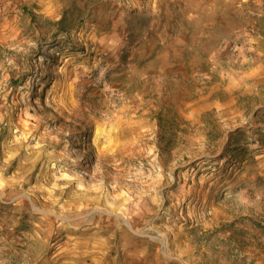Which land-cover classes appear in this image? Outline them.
I'll list each match as a JSON object with an SVG mask.
<instances>
[{"label":"rangeland","instance_id":"obj_1","mask_svg":"<svg viewBox=\"0 0 264 264\" xmlns=\"http://www.w3.org/2000/svg\"><path fill=\"white\" fill-rule=\"evenodd\" d=\"M0 264H264V0H0Z\"/></svg>","mask_w":264,"mask_h":264},{"label":"crops","instance_id":"obj_2","mask_svg":"<svg viewBox=\"0 0 264 264\" xmlns=\"http://www.w3.org/2000/svg\"><path fill=\"white\" fill-rule=\"evenodd\" d=\"M148 1L150 2V1H153V0H148ZM238 1H241V0H238Z\"/></svg>","mask_w":264,"mask_h":264}]
</instances>
